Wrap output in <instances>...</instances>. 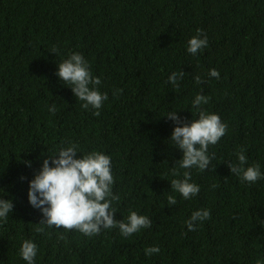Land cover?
Returning a JSON list of instances; mask_svg holds the SVG:
<instances>
[{
	"label": "trees",
	"instance_id": "obj_1",
	"mask_svg": "<svg viewBox=\"0 0 264 264\" xmlns=\"http://www.w3.org/2000/svg\"><path fill=\"white\" fill-rule=\"evenodd\" d=\"M197 29L208 47L191 55ZM73 53L108 96L98 117L55 75ZM180 71L174 88L167 78ZM197 94L208 98L201 110L227 130L209 146L207 170L173 176L183 153L169 140L176 125L166 116L198 119ZM71 144L77 158L93 151L111 158L114 219L127 222L134 211L150 228L89 237L39 224L28 182ZM241 149L245 168L258 163L264 173V0H0V198L14 205L0 221V264H27L19 254L25 240L37 245L34 264H264V179L250 184L231 173L227 163ZM183 171L200 187L188 200L171 190ZM201 209L211 218L189 231L185 222ZM152 246L160 252L145 256Z\"/></svg>",
	"mask_w": 264,
	"mask_h": 264
},
{
	"label": "clouds",
	"instance_id": "obj_2",
	"mask_svg": "<svg viewBox=\"0 0 264 264\" xmlns=\"http://www.w3.org/2000/svg\"><path fill=\"white\" fill-rule=\"evenodd\" d=\"M202 30L197 29V35L188 41L187 52L196 55L200 50L208 47L207 36L201 38ZM51 52L59 55L55 47ZM63 84L68 85L75 97L82 101L84 109H95L93 115L99 116L104 101L108 99L106 93H101L97 86L101 84L98 77L91 74L89 64L79 53L71 54L58 65L55 73ZM184 72H173L168 76L169 82L174 88L179 87L178 81L183 78ZM210 77L220 78L217 70L209 72ZM196 84L203 81L199 75L194 77ZM122 92L117 89L113 92L116 96ZM208 98L197 94L192 106L199 113L198 119L185 123L177 111H169L167 118L175 123L171 133V140L178 150L183 153L182 159L177 160L178 168L171 170L173 176H180L179 169L191 170L193 168L203 172L209 168L213 156L208 154L210 145H215L225 135L227 124L222 123L216 114H209L201 110L202 104H207ZM49 111L53 114L56 106L52 105ZM182 125V126H181ZM77 146L71 144L61 147L57 154L47 156L42 162L40 170L30 180L28 187L29 204L42 213L40 225L49 228L55 227L64 230H77L85 236L98 235L101 229L119 228L120 234L127 238L142 228H150L152 221L136 212H130L127 222L114 219L115 210L111 208L112 202L119 199L113 195L112 186L114 178L111 173V158L101 152L93 151L77 158ZM237 162H228L231 173L237 176L241 182L253 184L264 179V173L260 165L254 164L245 168L247 157L241 149L237 154ZM31 166L30 161H25ZM183 179H172L170 181L173 193H179L185 200L196 196L199 185L190 182L191 171H183ZM21 179H25L21 177ZM215 187V185H213ZM169 206L176 205L175 195H168ZM11 199L0 198V221L6 222L9 213L13 211ZM211 213L207 209H201L192 213L185 223L189 231L196 230L197 222L210 219ZM37 233L44 231L43 227L35 229ZM65 237L60 236L59 239ZM37 245L31 240L23 241L19 254L27 264H34L37 256ZM160 252L159 247L152 246L144 249L145 256H151ZM257 264H260L258 261Z\"/></svg>",
	"mask_w": 264,
	"mask_h": 264
}]
</instances>
